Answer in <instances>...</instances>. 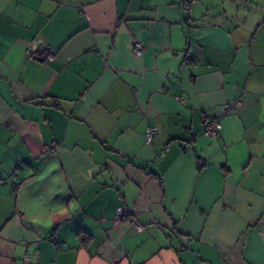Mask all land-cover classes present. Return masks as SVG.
Listing matches in <instances>:
<instances>
[{"label":"crops","instance_id":"crops-1","mask_svg":"<svg viewBox=\"0 0 264 264\" xmlns=\"http://www.w3.org/2000/svg\"><path fill=\"white\" fill-rule=\"evenodd\" d=\"M0 264H264V0H0Z\"/></svg>","mask_w":264,"mask_h":264},{"label":"built area","instance_id":"built-area-1","mask_svg":"<svg viewBox=\"0 0 264 264\" xmlns=\"http://www.w3.org/2000/svg\"><path fill=\"white\" fill-rule=\"evenodd\" d=\"M142 47H143V44L141 42L134 41L132 43V52L135 55L139 56L141 54ZM30 56L32 58L42 59L46 62L52 61L54 58L53 52L49 48H46V47H41L36 51H32L30 53ZM179 99L182 100V98H179ZM240 103H241L240 100H235L233 102L224 103L222 106L223 113H230V112L236 111V109L240 105ZM220 128H221V122H220L219 118H211V119H208L205 121L204 132H205V134H207L209 136H214ZM157 132H158V129L156 126H149L144 133L145 141L147 143L151 142L153 137L157 134ZM166 150H167L166 147L162 148L160 150V155H163ZM115 217L117 220L128 219L129 222L131 223V225L135 229H137L139 231L142 230L141 225H139L131 217V214L129 213V211L123 207H118L116 209ZM26 259H27V256H24V260H26Z\"/></svg>","mask_w":264,"mask_h":264},{"label":"water","instance_id":"water-1","mask_svg":"<svg viewBox=\"0 0 264 264\" xmlns=\"http://www.w3.org/2000/svg\"><path fill=\"white\" fill-rule=\"evenodd\" d=\"M40 60H42V59H40Z\"/></svg>","mask_w":264,"mask_h":264}]
</instances>
